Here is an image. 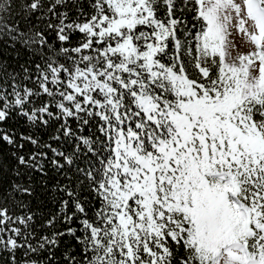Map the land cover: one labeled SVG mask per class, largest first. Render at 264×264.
Masks as SVG:
<instances>
[{
	"label": "snow or ice",
	"instance_id": "obj_1",
	"mask_svg": "<svg viewBox=\"0 0 264 264\" xmlns=\"http://www.w3.org/2000/svg\"><path fill=\"white\" fill-rule=\"evenodd\" d=\"M0 264H264V0H0Z\"/></svg>",
	"mask_w": 264,
	"mask_h": 264
}]
</instances>
